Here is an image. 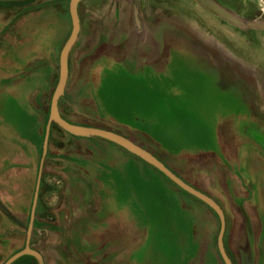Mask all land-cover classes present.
Returning <instances> with one entry per match:
<instances>
[{
	"label": "rangeland",
	"instance_id": "374dc122",
	"mask_svg": "<svg viewBox=\"0 0 264 264\" xmlns=\"http://www.w3.org/2000/svg\"><path fill=\"white\" fill-rule=\"evenodd\" d=\"M32 1L0 2V9ZM38 1L41 10L26 15L20 33L4 36L0 16V202L14 220L0 212V264L25 244L58 58L71 29L69 0ZM135 1H81L59 114L120 134L215 200L227 253L241 246L243 262L264 264L257 146L264 30L233 27L195 0ZM213 1L259 21L254 0ZM133 5L142 39L134 38ZM251 166L262 168L251 176ZM218 232L208 206L137 156L51 126L29 237L45 264H224ZM13 264L37 263L22 256Z\"/></svg>",
	"mask_w": 264,
	"mask_h": 264
},
{
	"label": "water",
	"instance_id": "95a60500",
	"mask_svg": "<svg viewBox=\"0 0 264 264\" xmlns=\"http://www.w3.org/2000/svg\"><path fill=\"white\" fill-rule=\"evenodd\" d=\"M80 2L81 0H69L68 12L71 19V23H70L71 29L67 40H65L61 48L58 58L59 75L57 78V83L54 92L52 93L50 99V108L48 110V119L44 133L41 162L39 163L38 178L35 186L34 199L32 200V205H31V214L29 216V226L26 234L25 244L21 251H18L13 256H10L4 264H13L17 259L26 255L33 258L37 262V264H45L41 254L38 253V251L30 248L29 237L32 232L33 218L35 216L36 200L38 199L39 181H41L42 163H44L46 150L48 146L49 130L53 124L72 136H80L86 138H100L103 139V141L120 146L121 149L137 156L138 159L144 161L145 163L149 164L151 167L155 168L156 171H158L166 178H168L170 181H172L176 187L186 192L187 194L191 195V197L203 202V204L208 206V208L212 212H214V214L219 218V232H218V237L216 238V245L218 252L220 254V258L224 264H232L229 258L227 257L228 255L223 245L225 221H226L225 215L221 207L217 204L215 200L208 197V195L192 188L188 183L184 182L179 177L174 175L172 171L167 169L165 165L160 161H158L153 155H151L150 153L139 147V145H136L131 141H129L128 139L122 137L120 134H116L114 132L107 131L102 128H86L85 126L71 124L60 116L58 112L59 111L58 105H59V99L62 93H64V89L69 76L68 58L70 51L73 45L75 44L76 40H78L80 33L81 22L78 14V5L80 4ZM195 2L203 6L206 10L213 13V15H215L216 17L224 20L227 23H230V25H232L233 27L258 28L264 30L263 21L259 20L257 22H248L238 19L232 14H230V12L227 11L225 8L221 7L219 4L214 2L213 0H195ZM134 14L137 20L136 12ZM0 211L4 213L7 217L11 216L8 210L2 204H0Z\"/></svg>",
	"mask_w": 264,
	"mask_h": 264
},
{
	"label": "flooded vegetation",
	"instance_id": "af4514ba",
	"mask_svg": "<svg viewBox=\"0 0 264 264\" xmlns=\"http://www.w3.org/2000/svg\"><path fill=\"white\" fill-rule=\"evenodd\" d=\"M11 1H18V2H22V1H24V0H0V2H11ZM82 1V0H81ZM61 2H63V0L61 1ZM134 2H136L135 0H134ZM45 3H47V2H45ZM81 3V2H80ZM136 4V3H135ZM80 5V4H79ZM42 6H43V2H40V1H38V0H33L32 2H31V4H29V5H24V6H18V5H12V6H8V7H3L2 9H0V16L1 17H4L5 19H4V21H3V23L4 24H2V26L4 27L3 29L5 30V31H3V35L5 36V35H7L8 33H20L21 32V30H22V28L19 26V23L26 17V15L27 14H30V13H32V12H36L37 13V11H40L41 10V8H42ZM136 12V17H137V20H136V18H135V13ZM139 11L137 10V7H136V5H133L132 6V16H133V21H134V27L136 28V29H138L134 34H135V36H134V38H138V39H142V29L140 28V24H141V22H140V20H139ZM78 14H79V12H78ZM79 18H80V33H81V30H82V19H81V17L79 16ZM30 28H32V27H34V25L32 26V25H30L29 26ZM29 27H28V31H34V30H31V29H29ZM70 33V32H69ZM80 33H79V35H80ZM133 34V35H134ZM69 36V35H68ZM143 36H145V35H143ZM146 37V36H145ZM144 37V38H145ZM68 38V37H67ZM67 40V39H66ZM73 48V47H72ZM72 50V49H71ZM71 52V51H70ZM70 55V54H69ZM4 61H7V59L6 58H4ZM6 62H4V64H5ZM91 65V64H90ZM262 130H260V132L258 133V137L262 140L261 141V143H258V147L259 148H261L262 149V152L264 153V130H263V128H261ZM249 140H251L253 143H254V141H253V139H251V137H250V139ZM0 204H2L1 202H0ZM3 205V204H2ZM4 206V205H3ZM5 207V206H4ZM6 208V207H5ZM7 209V208H6ZM1 212V211H0ZM2 213V212H1ZM3 215H5L4 213H2ZM11 215V214H10ZM12 216V215H11ZM7 217L6 215H5V217L7 218V219H9L10 221H13V223H14V220H13V218L12 217ZM242 217H243V215H242ZM243 222H244V227H245V232H246V235H247V238H249V237H253L254 236V232H253V230H252V228H251V226H250V223H248L247 221H248V219L246 218V216H245V218L243 217ZM46 226H44L43 225V228H45ZM224 245V244H223ZM250 245L248 244V242L246 243V248L247 247H249ZM225 248V247H224ZM251 248V247H250ZM32 249V248H31ZM241 249H243V247H241V246H239V249L238 250H236L237 251V253L235 254V255H233L232 253H227V257L229 258V260L231 261V263L232 264H246L245 262H243V260H242V257H243V255H244V253H242L241 252ZM34 250V249H33ZM21 251V250H20ZM226 251V250H225ZM242 251H244V250H242ZM39 253V252H38ZM253 253V251H251V254ZM232 254V255H231ZM27 256V255H26ZM42 256V255H41ZM31 258V257H30ZM42 258H43V260H45L44 259V256H42ZM33 259V258H32ZM37 263V262H36ZM44 263H45V261H44Z\"/></svg>",
	"mask_w": 264,
	"mask_h": 264
},
{
	"label": "crops",
	"instance_id": "0c3cea01",
	"mask_svg": "<svg viewBox=\"0 0 264 264\" xmlns=\"http://www.w3.org/2000/svg\"><path fill=\"white\" fill-rule=\"evenodd\" d=\"M95 18H97L98 20H100V18H101V16L100 15H97V16H95ZM71 28V27H70ZM88 31V30H87ZM89 32V31H88ZM64 33V32H63ZM81 35V34H80ZM59 45V44H58ZM56 49V48H55ZM242 155V154H241ZM241 157V159H244V155H242V156H240ZM262 157V156H261ZM262 158H264V157H262ZM260 168H262V167H260V166H258V167H253V166H251V167H249V168H247V171L249 172L250 170H251V176H253V172H255L256 171V173L258 172L257 170H260ZM264 228V227H263ZM263 230V229H262ZM261 235H262V237H263V234L261 233ZM224 241V240H223ZM224 244V243H223ZM224 247H225V250H226V246H225V244H224ZM260 247L261 248H263V250H264V240L263 241H261V243H260ZM226 252H228L227 250H226ZM230 253V252H229Z\"/></svg>",
	"mask_w": 264,
	"mask_h": 264
},
{
	"label": "built area",
	"instance_id": "2783aa9c",
	"mask_svg": "<svg viewBox=\"0 0 264 264\" xmlns=\"http://www.w3.org/2000/svg\"><path fill=\"white\" fill-rule=\"evenodd\" d=\"M259 15V20L264 18V0H254Z\"/></svg>",
	"mask_w": 264,
	"mask_h": 264
},
{
	"label": "trees",
	"instance_id": "16d2710c",
	"mask_svg": "<svg viewBox=\"0 0 264 264\" xmlns=\"http://www.w3.org/2000/svg\"><path fill=\"white\" fill-rule=\"evenodd\" d=\"M81 4V3H80ZM79 6V5H78ZM222 20V19H221ZM224 21V20H223ZM59 107H60V100H59V105H58ZM59 111H60V108H59ZM58 111V112H59ZM60 113V112H59ZM60 116L62 117V118H64L61 114H60ZM65 120H67L66 118H64ZM67 121H69V120H67ZM54 127H56L57 129H59L57 126H55L54 125ZM177 177H179L178 175H176ZM179 178H181V177H179ZM182 179V178H181ZM169 180V179H168ZM183 180V179H182ZM170 181V180H169ZM183 181H185V180H183ZM171 182V181H170ZM186 183H188L187 181H185ZM173 183V182H172ZM189 184V183H188ZM209 209V208H208ZM210 210V209H209ZM37 227H40L39 225H37ZM220 256V255H219ZM218 256V257H219ZM32 259V258H31ZM219 259H220V257H219ZM33 261H35L34 259H32ZM221 260V259H220ZM36 262V261H35Z\"/></svg>",
	"mask_w": 264,
	"mask_h": 264
},
{
	"label": "bare ground",
	"instance_id": "6f19581e",
	"mask_svg": "<svg viewBox=\"0 0 264 264\" xmlns=\"http://www.w3.org/2000/svg\"><path fill=\"white\" fill-rule=\"evenodd\" d=\"M91 146V145H90Z\"/></svg>",
	"mask_w": 264,
	"mask_h": 264
}]
</instances>
